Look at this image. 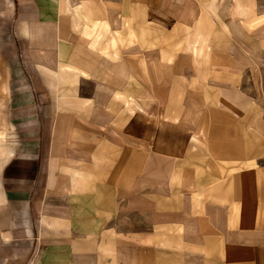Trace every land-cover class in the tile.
<instances>
[{"label": "crops", "instance_id": "obj_1", "mask_svg": "<svg viewBox=\"0 0 264 264\" xmlns=\"http://www.w3.org/2000/svg\"><path fill=\"white\" fill-rule=\"evenodd\" d=\"M250 71L262 0H0V264H264Z\"/></svg>", "mask_w": 264, "mask_h": 264}, {"label": "rangeland", "instance_id": "obj_2", "mask_svg": "<svg viewBox=\"0 0 264 264\" xmlns=\"http://www.w3.org/2000/svg\"><path fill=\"white\" fill-rule=\"evenodd\" d=\"M262 4L264 5V0H262ZM254 64V63H253ZM252 72L250 71V74H249V81L248 83L245 85L247 86V90L250 94V96H254L255 99H258V100H261V101H264V87H263V83L261 81H263V79H257V77H253L252 76ZM259 81V83H257V81ZM258 84V85H257ZM216 118L217 120L216 121V126L218 124H222L224 123V121L221 119V117H214ZM190 119H193V120H199L197 119L196 117H191ZM222 127H213L215 128L214 129V133L215 134H221V133H226V131H224V126L221 125ZM198 128H205L204 125H200V127ZM260 129L264 130V123H262V125H254V124H250L249 127H248V133H249V143H253L255 144V142L252 140V139H255V135H256V131H259ZM230 130L229 127L227 128V132L228 134H230V132L228 131ZM208 132V130H207ZM233 133H235V127L233 126ZM233 140V139H232ZM234 142V140H233ZM218 144H221V143H218ZM197 145H200L198 149H204V148H207V142L203 141V142H199ZM7 260H5L4 264H24L25 263V260H29V258H31V253H26V254H17L15 252H12L11 254L7 252Z\"/></svg>", "mask_w": 264, "mask_h": 264}]
</instances>
